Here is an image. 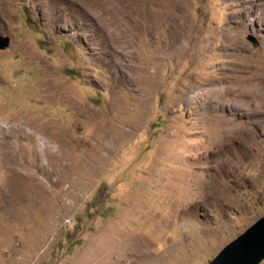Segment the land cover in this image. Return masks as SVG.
<instances>
[{
    "label": "rangeland",
    "instance_id": "obj_1",
    "mask_svg": "<svg viewBox=\"0 0 264 264\" xmlns=\"http://www.w3.org/2000/svg\"><path fill=\"white\" fill-rule=\"evenodd\" d=\"M0 37V264H209L264 217V0H0Z\"/></svg>",
    "mask_w": 264,
    "mask_h": 264
},
{
    "label": "water",
    "instance_id": "obj_2",
    "mask_svg": "<svg viewBox=\"0 0 264 264\" xmlns=\"http://www.w3.org/2000/svg\"><path fill=\"white\" fill-rule=\"evenodd\" d=\"M256 44V39H250ZM9 46V39L0 37V49ZM264 260V217L239 238L226 246L209 264H260Z\"/></svg>",
    "mask_w": 264,
    "mask_h": 264
},
{
    "label": "bare ground",
    "instance_id": "obj_3",
    "mask_svg": "<svg viewBox=\"0 0 264 264\" xmlns=\"http://www.w3.org/2000/svg\"><path fill=\"white\" fill-rule=\"evenodd\" d=\"M262 76V75H261ZM263 84V83H262ZM262 88V87H261ZM264 89V88H263ZM232 93V92H231ZM229 95V94H228ZM260 95V94H259ZM262 95V94H261ZM260 113H262V112H260Z\"/></svg>",
    "mask_w": 264,
    "mask_h": 264
}]
</instances>
